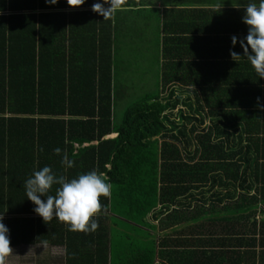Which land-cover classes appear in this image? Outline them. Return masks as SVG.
<instances>
[{
	"label": "trees",
	"instance_id": "1",
	"mask_svg": "<svg viewBox=\"0 0 264 264\" xmlns=\"http://www.w3.org/2000/svg\"><path fill=\"white\" fill-rule=\"evenodd\" d=\"M95 2L0 0V216L11 246H61L66 264H264V188L255 187L262 170L254 172L253 135L236 158L218 123L207 131L194 126L191 154L190 128L172 118L181 97L173 90L163 96L157 83L161 22L163 44H187L191 32L200 68L214 70L231 49L254 70L231 40L247 35V0H123L105 19L92 11ZM127 43L135 44L138 74L155 77L153 89L132 98L120 87ZM175 64L164 67L166 84L188 70ZM129 97L118 121L116 108ZM252 116L246 110L242 118L249 124ZM180 117L190 119L183 111ZM63 152L73 167L62 164ZM44 166L68 179L92 170L108 177L96 231H71L34 212L24 183Z\"/></svg>",
	"mask_w": 264,
	"mask_h": 264
},
{
	"label": "crops",
	"instance_id": "2",
	"mask_svg": "<svg viewBox=\"0 0 264 264\" xmlns=\"http://www.w3.org/2000/svg\"><path fill=\"white\" fill-rule=\"evenodd\" d=\"M159 7L160 10L163 9L161 5ZM228 22L230 23V20ZM160 31L159 60L157 62L158 88L162 91L163 96H167L173 90L175 99L181 97L178 105L188 106L190 112V153L194 152L198 143V131H192L194 126L200 129L205 128L207 131L212 124L218 123L222 128V139H228L230 149L237 152L236 158L240 157L241 146L247 144V133L249 132L253 135L252 153L250 155L254 160V172L257 174V169L262 170L260 181L258 182L257 177L254 178L255 187L263 186L264 188V107H262L264 106V78H261L255 69L252 71L246 70L245 60L242 56L238 57V61L233 60L231 56L219 58L217 60H220V66H216L214 70L211 69V66H208L209 64L204 68H200L204 60L199 57L198 44L191 42L193 38H191L193 36L191 32L183 36L189 38V42L181 45L175 41H167L163 44L162 22ZM134 45L133 43H127L124 53L126 60L120 77L122 81L120 83L121 93L124 95L133 92L134 82L131 80H138L140 84L143 82V85L146 84V87L142 85L140 86L141 90L135 92L137 95L145 90L153 89L155 86V77L152 71H147L144 76L138 74V68L135 67V64L140 61L132 58L134 57L132 51ZM224 48L225 46H223ZM179 61L187 63L188 70H185L183 80H175L166 84L167 74L164 67L167 66L170 70ZM215 61L216 59L212 63ZM147 63H145V60L142 61L143 65ZM139 83L136 85L137 87L140 85ZM186 102H188V105ZM246 110L253 111L252 122L249 124L242 118L243 112ZM203 116L204 123H202ZM115 136L117 134L114 133L107 135L105 138Z\"/></svg>",
	"mask_w": 264,
	"mask_h": 264
},
{
	"label": "clouds",
	"instance_id": "3",
	"mask_svg": "<svg viewBox=\"0 0 264 264\" xmlns=\"http://www.w3.org/2000/svg\"><path fill=\"white\" fill-rule=\"evenodd\" d=\"M59 0H48L49 4H56ZM70 6H82L86 0H67ZM107 5V7H106ZM123 0H97L92 4V11L105 18L121 10ZM234 6L240 7L239 4ZM243 22L248 25V32L244 38L231 37L233 47L240 43L245 55L256 73L264 78V0H247ZM231 58L238 61L241 56L230 49ZM259 100V98H258ZM264 107V106H262ZM56 154L62 150L56 148ZM62 164L71 168L75 161L71 160L67 152H63ZM54 185H59L55 195H50ZM26 196L36 207L34 212L48 223L53 217L69 225L71 231L90 233L99 227L96 214L102 208L101 196L108 197L111 184L108 177L97 170L79 174L76 178L68 179L57 175L50 166L37 170L24 183ZM42 196L46 197L42 199ZM13 252L10 239V229L0 216V264H6L7 257Z\"/></svg>",
	"mask_w": 264,
	"mask_h": 264
},
{
	"label": "rangeland",
	"instance_id": "4",
	"mask_svg": "<svg viewBox=\"0 0 264 264\" xmlns=\"http://www.w3.org/2000/svg\"><path fill=\"white\" fill-rule=\"evenodd\" d=\"M134 82L133 85V92L129 96L132 98L134 96H137V91L141 90V87L143 83H139L138 80H131ZM152 82V81H151ZM138 87L136 86L137 84ZM146 87V84L143 85ZM134 93V94H133ZM121 99L120 104L116 108V114L118 121L123 116L125 112L126 105L130 103L131 98ZM184 112L186 115H190L188 106L186 105H178L172 112V118H174L177 122L180 123L179 126H187L190 127V120L189 119H183L180 117V113ZM177 132V131H176ZM189 136V135H188ZM187 136V137H188ZM185 146V143L182 145ZM188 148L190 150V146L188 145ZM13 252L7 257L6 264H66L65 263V250L61 246H51L46 244H39V245H33V246H17L12 247Z\"/></svg>",
	"mask_w": 264,
	"mask_h": 264
}]
</instances>
